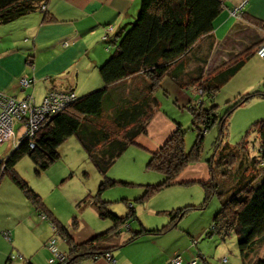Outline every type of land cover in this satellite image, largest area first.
<instances>
[{
  "label": "trees",
  "instance_id": "16d2710c",
  "mask_svg": "<svg viewBox=\"0 0 264 264\" xmlns=\"http://www.w3.org/2000/svg\"><path fill=\"white\" fill-rule=\"evenodd\" d=\"M46 2L0 0V24L36 10L44 11L43 19H50L52 17L45 13ZM221 8V0H141L137 15L128 27L118 32L117 38L111 39L113 49L97 67L102 84L81 95L73 90H63L72 91L74 97L59 110L47 115L32 136L22 137L8 156L0 159V182L6 176L18 186L40 215H45L44 219L51 224L52 236L56 237V241L59 235L66 244L63 250L65 260L49 262L50 255L48 263L77 264L84 259L111 253L143 234L164 233L178 225L187 209L195 207L194 204H187L160 210L168 217L165 224L157 227L141 224L129 236L122 238V228L132 229L127 227L126 221L136 217L134 206L130 204L128 212L119 215L108 209L106 200L100 198L102 190L117 181L106 177L112 162L130 144L136 143L138 135L147 133L148 121L159 107L155 91L162 87L161 80L169 76L178 86H190L194 94L201 95L194 105H185L197 132L191 147L185 150V130L172 118L176 123L175 129L156 149L150 150L147 162L149 168L160 171L164 178L159 182L147 183L140 198L180 180L178 177L186 166L201 161L203 130L218 123L219 135L214 141V151L206 159L208 177L183 181H197L202 185L204 197L201 206L207 204L214 194L221 199L208 233H217L222 239L236 234L242 264H264L262 258L251 262L245 260L250 247L264 242V117L252 121L241 140L235 144L223 141L232 110L263 93L259 89L240 93L221 114L217 110L218 105L213 102L218 89L243 64L254 45L204 75L201 71L186 78L180 74L191 58V54H188L191 48L201 37L211 35L214 20ZM137 75L145 76L142 88L124 94L120 90L124 88L122 81ZM163 92L166 93V90L163 89ZM250 132H255L259 141L258 153L254 155L250 154L248 145ZM72 134L78 138L87 156L104 177L96 193L87 195L86 202L93 206L99 217H109L113 222L108 228L82 241L74 240L68 226L56 218L40 195L15 170V164L24 155H29L35 162L37 171L47 168L59 158V145ZM222 146L223 150H218ZM70 225L77 228L79 222L73 218ZM191 242L194 243L193 239Z\"/></svg>",
  "mask_w": 264,
  "mask_h": 264
},
{
  "label": "crops",
  "instance_id": "0c3cea01",
  "mask_svg": "<svg viewBox=\"0 0 264 264\" xmlns=\"http://www.w3.org/2000/svg\"><path fill=\"white\" fill-rule=\"evenodd\" d=\"M140 1L47 0L45 13L52 18L43 19L44 11L36 10L12 21L1 23L0 91L17 98L31 95L36 102H39L51 88L73 90L75 94L81 95L100 86L102 80L97 67L112 51L111 39L117 38L118 32L128 27L137 15ZM221 1L222 8L214 20L211 35L201 37L191 48L188 53L191 54V58L180 74L186 78V76L197 75L201 71L204 75L245 48L254 45L249 56L234 74L236 75L244 68L246 71L244 89L247 91L259 89L263 93L248 99L254 105V111L248 118L255 120L263 118L264 58L256 54L255 48L259 43L264 42V0ZM232 7L240 8L241 14H232L230 12ZM106 25H111L112 29L107 37H104ZM24 74L33 79V83L25 88L20 85L19 81ZM143 80L145 76L137 75L127 78L122 83L120 82L124 87L120 90L124 94L132 89L136 91L142 88ZM161 86L166 90L168 97L173 96V102L170 105L176 109H186L185 105H194V102L201 98V95L192 92L190 86L180 87L169 76L161 80ZM37 98H40L39 101ZM216 101L218 99L215 94L213 102L216 103ZM172 118L182 125L183 120H178L166 110L158 107L148 121L147 133L138 135L136 144L149 152L156 149L175 129L176 123ZM202 162L189 164L178 178L180 180L207 178L208 166L203 163L204 169H202L200 166ZM3 192L8 193L5 202L20 203L24 206L25 211L31 216L28 224L33 228L39 226L42 228L45 225V219L41 217V220H34L32 213L39 214V216L40 213L11 180L2 178L0 202L4 198ZM154 211L157 214H164L158 212L157 208ZM167 220L168 217L167 219L160 217L155 222L156 224L147 227L161 226ZM20 224L21 222L14 224L13 221L0 220V264H50L42 262L45 255L49 256L46 242L53 234V230L50 234L46 232V226V229L38 231L35 235L32 247L28 251L18 247L22 251V256L12 258L7 242L12 238L11 231L14 235V231ZM126 225L131 228L129 224ZM104 226L103 224L87 225L84 223L80 231H69L75 241H82L105 229ZM3 230L10 231V238L3 237ZM197 231L199 230L191 231L190 228L178 224L164 233L147 234L148 242L143 244L131 241L126 243L127 245L124 244L125 246L118 247L111 252L115 258L114 262L108 260L105 255H99L81 260L77 264H167L175 254H180L183 261L198 257L195 264H211L206 262L204 257L202 258L205 255L204 243L191 242L193 239L191 233ZM39 233L43 235L39 236ZM199 261L202 263H198Z\"/></svg>",
  "mask_w": 264,
  "mask_h": 264
},
{
  "label": "rangeland",
  "instance_id": "374dc122",
  "mask_svg": "<svg viewBox=\"0 0 264 264\" xmlns=\"http://www.w3.org/2000/svg\"><path fill=\"white\" fill-rule=\"evenodd\" d=\"M235 11H238L239 15L241 14V10L238 7L230 9L232 14H235ZM111 29L112 26H105V37H107ZM27 64L29 65V63ZM245 75L246 71L242 68L236 75L229 77L216 92L218 99L216 101L217 110L220 114L233 102L235 96L247 91L244 89L246 85ZM31 80L33 79L31 78ZM163 89L161 87L155 91L159 107L166 110L171 116L178 118V120H183L181 121V126L185 130L184 148L189 150L197 132L192 126V115L187 109L180 110L172 107L170 103L173 102V96L168 97L163 92ZM39 99L37 98L38 101ZM253 107L254 105L247 100L232 110L227 119L224 142L233 145L241 140L246 130L251 126L252 121L255 120L248 118L254 111ZM199 125L200 129L203 130V125L201 123ZM20 134L21 129H18L16 135L19 137ZM203 134V148L200 156L201 161H203L200 164L202 169H204L203 163L207 165L206 159L210 158L214 151V141L219 135L218 123L203 130ZM258 144L257 134L250 132L248 145L251 155L258 153ZM13 147L14 145L7 141L0 142V159H5ZM219 149L223 150V146L219 147ZM58 151L60 154L59 158L45 169L37 171L38 168L35 162L29 155H24L15 164V170L26 180L29 187L40 195L45 206L53 212L56 218L68 226L69 230L80 231L84 227V223L87 225L91 223L103 224L105 225L103 228L111 226L113 222L109 217H99L93 206L86 202L88 199L87 195L96 193L99 183L104 180V177L97 171L78 138L74 134L67 137L59 145ZM149 158V151L133 143L116 157L106 172V177L117 180L101 192L100 198L106 200L107 208L119 215H125L129 210L128 206L131 204L136 211V217H131L126 221L132 229L122 228V237L129 236L132 230L138 229L141 224L145 227L153 226L160 217L167 219L166 215L155 213V208L159 212L160 210L165 211L178 206L194 204L195 207L187 209L179 219L178 224L190 228L191 231L199 230L191 234L195 242L198 241V244L204 243L205 255L207 256L201 255L202 258L204 257L205 259H203L211 264H242L243 259L240 255L236 234L232 233L222 239L217 233H208L213 217L221 205V199L217 194H214L207 204L201 206L204 191L199 182L176 180L140 198L145 191L147 183L159 182L164 178L163 173L147 166ZM4 178L8 179L6 176ZM228 185L230 184L228 183ZM3 197L2 202H0V220L4 222L13 221L14 224L21 222L17 230L14 231V235L11 231L12 241L9 240L11 242H7L9 245L8 249L11 251L10 255L13 256L12 258H19L22 256V251L18 247L28 251L32 247V241L35 240V235L38 231L46 229V226V232L50 234L53 232H51L52 227L49 221L45 219L46 223L42 228L40 226L33 228L28 224L31 216L25 211L24 206L20 203L5 202V197H8L7 192H3ZM32 216L36 221L37 219L41 220V215L39 216V214L33 212ZM73 218L79 222L77 228H73L70 225ZM7 228L11 229V227ZM42 235L39 233V236ZM146 237L148 235L143 234L135 239L134 242H141L142 244L148 242ZM56 243L59 248L66 249V244L59 235H57ZM48 251L50 256L51 252L49 249ZM246 257V262H251L257 258L264 259V242L262 244L255 243L250 247ZM196 258L198 257L191 258L193 260L191 261L192 264L196 263ZM47 259L48 255H45L42 262L47 263Z\"/></svg>",
  "mask_w": 264,
  "mask_h": 264
},
{
  "label": "built area",
  "instance_id": "2783aa9c",
  "mask_svg": "<svg viewBox=\"0 0 264 264\" xmlns=\"http://www.w3.org/2000/svg\"><path fill=\"white\" fill-rule=\"evenodd\" d=\"M234 13L239 15L238 11ZM108 26L111 27V25ZM255 52L264 58V42L256 47ZM19 81L24 88L32 83L31 77L26 74L21 76ZM73 97L74 93L72 91L51 88L45 93L42 100L37 103L31 95L17 98L14 95H7L0 91V142L7 141L15 146L22 137L32 136L47 115L59 110L65 102ZM16 129H21L19 137L16 135ZM41 217L44 218L45 215H41ZM54 233L56 235V232ZM3 234L5 237L10 238L9 230H4ZM193 241L195 242V240ZM46 245L51 252L49 262L65 260V253L57 246L55 236L50 237ZM105 256L108 260L115 261L111 253L106 252ZM191 261L193 260L183 261L180 254H175L168 260L167 264H192Z\"/></svg>",
  "mask_w": 264,
  "mask_h": 264
}]
</instances>
